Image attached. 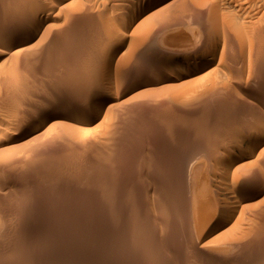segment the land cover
I'll use <instances>...</instances> for the list:
<instances>
[{"label": "rangeland", "instance_id": "rangeland-1", "mask_svg": "<svg viewBox=\"0 0 264 264\" xmlns=\"http://www.w3.org/2000/svg\"><path fill=\"white\" fill-rule=\"evenodd\" d=\"M260 20L264 0H0V264H264Z\"/></svg>", "mask_w": 264, "mask_h": 264}, {"label": "bare ground", "instance_id": "bare-ground-1", "mask_svg": "<svg viewBox=\"0 0 264 264\" xmlns=\"http://www.w3.org/2000/svg\"><path fill=\"white\" fill-rule=\"evenodd\" d=\"M207 1V0H206ZM145 3V2H144ZM255 3V2H254ZM246 4V3H245ZM138 5V4H137ZM140 6V5H139ZM139 6H136V7H139ZM144 6V5H143ZM53 7H55L54 5L51 7L52 9H53ZM248 7V6H247ZM46 8V7H45ZM43 9V8H42ZM56 9V8H55ZM135 9V8H134ZM134 9H132V10H134ZM135 11H136V9H135ZM135 11H132V12H135ZM249 11H251V10H249ZM258 11V10H257ZM131 12V13H132ZM138 12H139V10H138ZM50 13V12H49ZM155 13H157V12H155ZM162 13V12H161ZM138 14V13H137ZM232 14V13H231ZM241 14V13H240ZM251 14V13H250ZM39 15H41V14H39ZM134 15V14H133ZM152 15H155L154 13H152ZM223 16V15H222ZM66 17V16H65ZM227 17V16H226ZM233 17V16H232ZM239 17V16H238ZM246 17V16H245ZM39 18V17H38ZM234 18H236V17H234ZM233 18V19H234ZM249 18V17H248ZM250 18H252V17H250ZM221 19V18H220ZM244 19V18H243ZM253 19V18H252ZM71 20V19H70ZM228 20V19H227ZM245 20V19H244ZM224 21V20H223ZM232 21V20H231ZM236 21H238V19L236 20ZM236 21H234L235 23H236ZM260 21H262V20H260ZM144 22V21H143ZM257 22V21H256ZM264 21H262V23H263ZM228 23V22H227ZM226 23V24H227ZM232 23V22H231ZM248 23V22H247ZM41 24H42V22H41V20L40 21H37V22H35L34 21V24H33V28H34V30H37V29H40V26H41ZM229 24V23H228ZM255 24V23H254ZM220 25V24H219ZM230 25V24H229ZM235 24H233V26H234ZM231 26V25H230ZM250 27H251V25H250ZM231 28H233V27H231ZM239 29V28H238ZM235 30V29H234ZM63 31V30H62ZM228 31H229V29H228ZM239 31V30H238ZM241 31V30H240ZM236 32V31H235ZM111 35V34H110ZM225 35V34H224ZM238 35V34H237ZM255 35V34H254ZM213 36V35H212ZM257 36V35H256ZM223 37V36H222ZM239 37V36H238ZM240 38V37H239ZM227 39V38H226ZM224 42V41H223ZM23 44V43H22ZM22 44H19V46H22ZM26 44V43H25ZM13 60H15V59H13ZM16 61V60H15ZM100 67V66H99ZM107 67V66H106ZM12 69V68H11ZM13 69H15L14 67H13ZM10 70L9 72H8V74H9V77L7 76L8 74L6 73V79H9V80H5V78L3 79V81H6V83H13V84H9V85H13V86H17V84H18V86H19V82H21L20 81V79H19V76L17 75V72H16V69L15 70ZM91 71V70H90ZM93 74V73H92ZM91 74V75H92ZM178 74V73H177ZM3 75V74H2ZM120 76V75H119ZM88 77V76H87ZM172 77H174V75H169L168 76V78H172ZM95 78V77H94ZM177 78V77H176ZM2 81V80H1ZM8 81V82H7ZM95 82V81H94ZM5 83V82H4ZM1 85V84H0ZM172 85V84H171ZM178 85V84H177ZM15 86V87H16ZM17 86V87H18ZM103 86V85H102ZM116 87V86H115ZM118 88V87H117ZM2 91V90H1ZM103 91V90H102ZM14 94H16V96H17V93H16V91H15V93L13 92V95ZM185 94H187V93H185ZM20 95V94H19ZM15 96V95H14ZM110 97L111 98H113V97H115L114 96V94H111L110 95ZM183 97V96H182ZM11 98H15V97H11L10 96V99ZM20 99H18V98H16V100H14V102L16 101H20V100H22L21 99V97H19ZM13 99H11V100H13ZM18 99V100H17ZM13 102V104H14V106H15V103ZM18 104H19V102H17ZM22 104V102L20 101V104L18 105V106H20ZM10 106H12V105H10ZM13 106V107H14ZM16 106H17V104H16ZM17 106V107H18ZM14 108H16V107H14ZM19 108V107H18ZM17 109V108H16ZM1 110V109H0ZM97 112L96 113H98L99 111L101 112V110H100V108H98L97 110H96ZM99 112V113H100ZM17 114V113H16ZM108 114V113H107ZM12 115H14V114H12ZM18 115V114H17ZM96 115V114H95ZM121 115V114H120ZM63 117H66V116H64V115H62ZM111 116V115H110ZM114 116V115H113ZM95 117V116H94ZM108 117V116H107ZM95 118H97V117H95ZM263 119V118H262ZM109 120H111V119H109ZM45 122L46 121H42L40 124H38V125H35V126H33L31 129H30V133H34V132H37V131H39L41 128H42V126L45 124ZM117 123H119V122H117ZM112 124V123H111ZM108 126V125H107ZM111 130V129H110ZM231 130V129H230ZM49 133V132H48ZM79 135V134H78ZM114 137V136H113ZM52 138V137H51ZM110 139V138H109ZM9 139H7V141H8ZM20 140V139H19ZM16 141V140H15ZM116 142H118V141H116ZM245 142H247V141H245ZM251 142V141H250ZM6 143V142H5ZM11 143V142H10ZM13 143H15V142H13ZM3 144V143H2ZM244 144H246V143H244ZM12 145H15V144H12ZM12 145H11V147L9 146V148L11 149L12 148ZM248 146V145H247ZM246 146V147H247ZM2 147H3V145H2ZM4 147H6V146H4ZM245 147V148H246ZM249 148H250V146H248ZM7 148H8V145H7ZM15 148V147H14ZM26 148V147H25ZM252 150H256V149H253L254 147H253V145H252ZM4 149H6V148H4ZM3 149L1 148L0 149V151H2ZM6 150H8L9 151V149H6ZM5 150V151H6ZM29 150V149H28ZM247 150V149H246ZM263 150V149H262ZM241 151V150H240ZM3 152H4V150H3ZM30 152V151H29ZM32 152H35V151H32ZM244 152H246V151H244ZM12 153V152H11ZM249 153V152H248ZM252 153V152H251ZM251 153H249V154H251ZM253 153H255L254 151H253ZM16 155H17V153H15ZM15 154H14V156H15ZM3 155V153H1L0 154V166L3 164V163H5V162H9V164H12L13 162H14V160H16V159H14V157H11V155H9L8 154V152H7V155H6V152L4 153V156L6 155L7 157H4V156H2ZM260 155V154H259ZM10 158H9V157ZM19 157V156H18ZM19 159V158H18ZM20 160V159H19ZM23 160H24V158H23ZM12 161V162H11ZM16 162H18L17 160H16ZM15 162V163H16ZM6 164V163H5ZM8 164V165H9ZM14 164V163H13ZM3 166V165H2ZM4 166H6V165H4ZM11 166V165H10ZM242 166V165H241ZM1 168V167H0ZM228 172V171H227ZM6 176V175H5ZM245 176V175H244ZM3 177V176H2ZM166 180V179H165ZM162 189V188H161ZM192 193V192H191ZM193 195V194H192ZM222 199V198H221ZM233 200V199H232ZM202 201V200H201ZM4 202V201H3ZM204 203V202H203ZM2 205V204H1ZM227 206V205H226ZM9 207V206H8ZM225 208H227V207H225ZM25 209V208H24ZM14 210L16 211V209L14 208ZM8 211V210H7ZM4 212H6V211H4ZM12 212V211H11ZM229 214V213H228ZM2 215V214H1ZM16 215H18V214H16ZM221 215V214H220ZM222 216L223 215H221V218H222ZM198 217V216H197ZM197 217H196V221H198V219H197ZM5 218V217H4ZM64 218V217H63ZM200 218V217H199ZM223 219V218H222ZM5 220H7V218L5 219ZM5 220H4V223H5ZM11 220V221H10ZM99 220V219H98ZM9 223L11 224H15V219H10L9 218ZM8 221H6V223H8ZM29 221V220H28ZM195 221V222H196ZM202 221V220H201ZM195 222L193 223L194 225H195ZM5 223V224H6ZM219 223H221V220H220V222ZM251 223V222H250ZM2 224V223H1ZM28 224V223H27ZM36 224V223H35ZM252 224H254V223H252ZM7 225V224H6ZM240 225V224H239ZM1 226V225H0ZM245 226V225H244ZM9 227V226H8ZM105 227V226H104ZM195 227V226H194ZM29 228V227H28ZM59 228V227H58ZM39 229V228H38ZM103 229V228H102ZM34 230V229H33ZM63 230V229H62ZM192 230V229H191ZM31 231V230H30ZM253 232V231H252ZM32 233V232H31ZM43 233V232H42ZM62 234V233H61ZM252 234V233H251ZM39 235V234H38ZM7 236V235H6ZM66 236H67V234H66ZM65 236V237H66ZM70 236V234L68 235V237ZM73 236V235H72ZM72 236H71V238H69L70 240H71V242L69 241L68 243H67V245H66V247H65V251L63 252V253H59V254H56L55 255V258H56V260L60 263L61 261H63V260H66V261H69L70 260V257H69V255H68V253L67 252H69V250H71L72 248H73V238H72ZM63 237V236H62ZM246 237H248V236H246ZM45 238V237H44ZM47 241V240H46ZM40 242V241H39ZM234 242V241H233ZM44 243L46 244V242H43V243H41L42 245H44ZM238 244V243H237ZM47 245V244H46ZM49 246H50V244H48ZM46 246V247H49V246ZM55 245V244H54ZM34 246V245H33ZM40 246V245H39ZM37 247V246H36ZM43 248H45V246H42ZM41 246L39 247V248H42ZM58 247V246H57ZM56 249H58V248H56ZM61 249V248H60ZM86 252V251H85ZM236 252V251H235ZM188 259V258H187ZM45 260H47V259H45ZM219 260V259H218ZM44 262V261H43Z\"/></svg>", "mask_w": 264, "mask_h": 264}]
</instances>
